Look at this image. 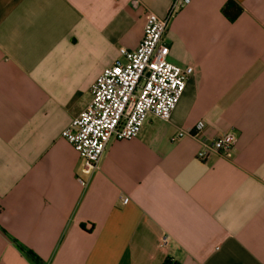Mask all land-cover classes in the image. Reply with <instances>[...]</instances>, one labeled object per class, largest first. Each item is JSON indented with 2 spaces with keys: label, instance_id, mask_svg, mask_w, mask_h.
<instances>
[{
  "label": "crops",
  "instance_id": "crops-1",
  "mask_svg": "<svg viewBox=\"0 0 264 264\" xmlns=\"http://www.w3.org/2000/svg\"><path fill=\"white\" fill-rule=\"evenodd\" d=\"M171 0H0V264H264V0H190L163 37L193 74L168 122L110 140L83 188L62 132ZM195 138L171 142L198 123ZM233 134L229 157L196 158ZM127 198L123 203L122 199ZM168 237L165 247L159 242Z\"/></svg>",
  "mask_w": 264,
  "mask_h": 264
},
{
  "label": "built area",
  "instance_id": "built-area-1",
  "mask_svg": "<svg viewBox=\"0 0 264 264\" xmlns=\"http://www.w3.org/2000/svg\"><path fill=\"white\" fill-rule=\"evenodd\" d=\"M190 0H171L166 15L144 14L143 36L133 51L119 49L122 60L115 61L100 73L90 87L91 100L62 132L82 161L79 184L86 188L98 170L100 159L110 140H130L141 133L148 115L168 122L180 99L186 81L193 74L190 66L181 68L168 61V47L163 37L171 18ZM198 122L193 129H179L171 142L185 136L197 137L204 129ZM236 138L225 134L204 142L196 153L205 162L212 153L229 157ZM123 203L127 198L122 199ZM168 237L160 239L165 247Z\"/></svg>",
  "mask_w": 264,
  "mask_h": 264
},
{
  "label": "trees",
  "instance_id": "trees-1",
  "mask_svg": "<svg viewBox=\"0 0 264 264\" xmlns=\"http://www.w3.org/2000/svg\"><path fill=\"white\" fill-rule=\"evenodd\" d=\"M221 11L229 22H233L236 19L237 15L241 12L240 9L235 5V3L230 0L227 1V3L222 7ZM16 246L28 258V260L32 264H40L39 259H37L30 251L18 245ZM162 264H179V263L172 260L169 257H166L163 260Z\"/></svg>",
  "mask_w": 264,
  "mask_h": 264
}]
</instances>
